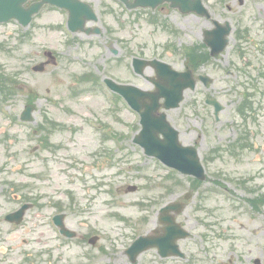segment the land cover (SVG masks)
<instances>
[{"label":"rangeland","instance_id":"rangeland-1","mask_svg":"<svg viewBox=\"0 0 264 264\" xmlns=\"http://www.w3.org/2000/svg\"><path fill=\"white\" fill-rule=\"evenodd\" d=\"M96 1L95 5L99 9L102 23L105 25L103 27L107 31L106 26H108L112 31L110 33L103 31L100 37H90L91 40H88V42L91 44L89 46H83L78 43L71 44L69 47V55H63L66 59L63 58L58 67L48 68L42 74H33L30 70L28 72V69L32 64L40 61L39 52L43 50V47L55 48L58 51L67 50L66 45L63 44L64 38L61 37L60 32L51 28L53 23H57V18L54 19L53 15L47 16V19L37 18L28 28L32 34L28 40H24L21 37L22 30L15 27L12 23L0 26V48L8 46L9 50L12 51L11 53L2 51L0 53V63L5 65L6 68H17L15 72H19L20 77L25 80L26 88H23L18 93L19 95L14 98L15 101L12 102V106H0V128L7 129L12 138L18 139V142L12 145V150L21 153L18 159L9 165L5 158L6 145L4 143L0 144V164L5 162L6 169L14 167L13 169L18 172L17 174H13L12 170H9L3 176L11 177L15 180H30V182L34 183L41 182V185L45 187L53 186L54 184L55 186H61V191L63 192L67 191L70 194L74 193L75 196H81L85 191H83L80 183L74 180L75 176L73 177V184H70L72 181L70 175L74 172L69 171L70 174H68L65 168L67 161L71 162L69 160L71 156H74V158L78 156L81 158L83 165L81 166V171L75 172L79 173V175L84 174L83 169L86 166L89 167V164L94 158L95 153L93 152L101 144V136L86 125V119L89 117L104 120L116 119L117 113L120 112L122 118L120 122L115 123L116 128L118 131L123 129L128 136L131 133L127 129V126L130 125L133 116L121 108L111 109L107 106L99 89H93L90 83H80L78 78L90 73L98 78L109 77L120 83H131L139 88L150 90L151 85L149 83L135 76L127 66L121 67L118 65V62L112 61L114 59L109 58L110 54L108 49H118L120 45H110L106 42H108L111 34L114 33L118 37H137L134 43L129 45V48L132 50L126 61V65H128L131 56L139 55L138 53H141L140 51H144L145 56H150L155 51L159 53L161 50L157 47L162 49L171 35L167 31L153 33L154 27L150 26L148 22H145L144 19L133 23V20H130L133 17L130 18L127 14L125 15L124 12L117 8L116 4L111 3L109 0ZM204 2L209 11H213L217 15L223 14L221 9L227 4L230 5L233 12H238L236 15L242 14L241 19L243 20V24H241V28L251 26V33L249 35L251 39L258 36V29H260V25H263V19H260L261 22L258 21L254 24L251 21L254 20L253 17L258 16L254 5L264 10V0H244V6L242 7L237 6V0H225L222 4L218 0H204ZM105 4H111L118 14L116 16L114 14L109 15L105 11ZM226 14L230 19L232 15L228 12ZM163 18L169 26L180 29L178 39L175 40L177 48L180 43L190 44L198 40L197 32L202 22L197 18L186 16L181 19L175 14L166 15ZM221 19L224 20L225 18L222 17ZM234 35L235 29L233 27V35L231 36ZM163 59L174 65L176 69L182 68V58L180 57L175 55L171 56L169 53H166ZM220 67L221 69L224 68L221 64ZM210 73L215 79V82L211 86L204 88L199 85L193 93L187 92L181 106L167 113L169 121L178 129L180 139L184 144H195L199 146L202 164L205 166L209 177V182L204 185L205 189L212 187L213 181H218L221 177L225 181L224 176H222L223 174L232 177L243 174L246 171L252 173L254 169H260V167L264 169V156L250 154L242 157H233L228 153L227 148L235 136V130H232L231 122L236 117L234 108L239 98L235 93L218 91V88L223 86L228 80H234L233 76H227L224 72H216L214 70H210ZM145 74L147 76L151 75L149 69ZM47 88L51 90L49 92L51 96L57 98L60 102L59 108H51L50 110L53 118L59 125L51 140L55 144L60 145L61 150L54 155L47 152L46 158L48 161L44 165L36 159H31L29 162L26 161L28 157L23 151L25 150L27 154L30 153V146L34 143L29 144L25 141V132L27 130L12 126L13 123L10 124L11 121L9 123L7 118L19 114L25 102L30 99L32 94H38L42 98L44 95L43 91ZM73 90L78 91L76 97L70 94ZM207 97L220 101L225 107L217 124H215L212 116L207 114V110L205 109L206 105H204L203 101ZM39 103L45 107L43 100H39ZM37 120H39L38 117ZM122 120H125V127H123ZM0 136L2 137V134ZM225 145L226 147H223ZM105 146L111 148L114 147V144L108 142ZM213 147L221 149L220 156L215 157L213 161H204L203 157H206ZM124 148L125 150L120 151L116 155L115 165L113 167L104 166L100 169H92L91 173L89 175L87 174V176H102L108 184L106 187H99L101 189L91 188L89 190L88 195L93 198V211L110 214L117 213L125 218V222L108 220L106 225L108 229L127 225L136 229L134 223L137 225L142 224L138 220L147 215L146 211L150 206L149 201H147L148 205L146 208L137 206L142 198L147 199L163 196L168 191L166 187H172L169 195L162 198L163 200L158 201V206H160L161 203L170 198L182 195L191 188L188 184L187 177L174 174L176 179H170L169 176L173 172L166 170L157 161L144 157L138 148H133L129 139L125 141ZM37 156L36 154H29V158H35ZM23 163H28L29 165V178L28 175L25 177L26 174H21L22 171L18 169L17 164ZM120 166L125 168L124 174H115ZM34 174H40L42 178H31L30 175ZM261 182L264 184V179ZM109 185H111L110 189ZM127 185H135L139 189L136 192H128L126 190ZM153 186H156V188L153 189ZM225 186H230V181H226ZM107 190L109 191L108 195ZM209 204L216 209L218 216H222L223 220L226 221V225H232V234L235 238L230 243L221 239L217 243L218 245L213 248L215 253H220L219 248L220 250L221 248L227 250L231 245L232 247L234 245L246 246L250 242V239L253 241L251 247H254V243L256 242L261 243L264 235H260L259 230L264 229V217L255 220L248 213L235 212L232 208L228 210L226 207H231V205L227 201H224V197L222 196H220V200L215 197L211 198ZM217 204H222L224 209L219 208ZM0 212H2V209H0ZM253 221L257 222L253 223ZM151 227V225L139 226L136 229V234L143 233ZM252 230H256V235L252 234ZM125 232L129 234L134 231L128 228ZM197 241H199L198 237L195 238L193 241L194 244L191 245V248L196 252L200 246L197 244ZM220 254L222 256L223 251ZM223 256L224 260H228L226 254H223ZM230 256L233 259V257L236 258L237 254L234 253L233 256Z\"/></svg>","mask_w":264,"mask_h":264},{"label":"flooded vegetation","instance_id":"flooded-vegetation-1","mask_svg":"<svg viewBox=\"0 0 264 264\" xmlns=\"http://www.w3.org/2000/svg\"><path fill=\"white\" fill-rule=\"evenodd\" d=\"M240 1L237 0L238 3ZM238 6H244L243 2ZM225 8V13L228 12L232 15L230 20L233 23L235 20L237 23H243L242 14L236 15L238 12H233L231 6L226 5ZM254 8L258 16L253 17L254 20L251 23L261 22L260 19H263L262 23H264V10L257 5H254ZM49 12H59V10L51 9ZM262 27L263 29L258 31L259 35L253 39L243 35L234 36L229 52L223 54L225 55L223 62L230 68L227 73H233L236 76L235 81H230V84L224 87H229V90L243 88L249 93V100L244 105L247 115L244 117L240 113H235L240 118L239 120L234 118L232 121V125L239 132V135L236 133L237 136L231 141L234 144L235 154L240 156L264 155V26ZM204 31V29L200 30L201 38H203ZM206 49L204 45L200 48L204 51L202 55H199L201 62L206 57ZM120 53H122L123 59L126 58L124 48L120 50ZM218 68L219 64L213 62L200 63L199 66V70L206 71V73H209L207 70L216 71ZM224 90L222 89V91ZM219 91L221 90L219 89ZM242 124L253 126L244 128ZM248 129H251L250 132ZM258 197L261 198V196ZM39 210L40 214L36 224L38 229L32 234L37 236L38 244L42 243L43 247H46L47 243L57 242L64 245V248H69L81 242L85 249L84 252L75 260H66L61 255L58 258L47 257L45 251L35 250L34 246L24 239L13 244L11 241H17V239L14 237L15 233L12 231L11 224L0 218V235H6L8 238L7 245L0 238V264H153V261L147 260V258L142 262L137 260L135 263H129L125 255V248L121 250V246L118 245L101 244L102 241H106L105 238L98 237L94 244L90 245L88 239L93 235L95 225L92 215L88 212L78 211L75 205H66L61 208L41 206ZM24 224L27 227L32 225L29 221H25ZM159 227L156 219L154 228ZM182 227L189 230L190 219L188 216L183 220ZM61 230L65 233H62ZM26 236L29 237L30 235L26 234ZM59 248L62 249V246ZM260 256L264 257L263 254ZM148 258L154 257L150 255ZM184 261L190 262V257Z\"/></svg>","mask_w":264,"mask_h":264},{"label":"water","instance_id":"water-1","mask_svg":"<svg viewBox=\"0 0 264 264\" xmlns=\"http://www.w3.org/2000/svg\"><path fill=\"white\" fill-rule=\"evenodd\" d=\"M27 0H0V22L7 21L11 18H16L22 20V15L24 14V9L22 7L23 3ZM50 3H58V0H44ZM40 7V4H36L33 6L29 12L25 11L26 13L32 14L36 12ZM158 74H163V72H158ZM117 91L121 88H115ZM165 93V97L170 101H174L172 104L170 102L167 104V108L169 107H176L178 102L182 99L181 96V89L176 92L172 90L166 91L163 90ZM143 130L141 132V136L138 139V142L148 147L149 145H153L154 143L149 139V135L153 132H157V130L153 129L155 127V122L152 119H146L142 122ZM169 144L173 146V150H170ZM158 149L162 151V156L170 163L176 164L179 167H183L184 165L181 163L183 159V152L181 147L177 144L175 136L171 139V142L166 139L164 142V146L157 145Z\"/></svg>","mask_w":264,"mask_h":264}]
</instances>
